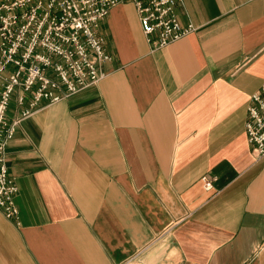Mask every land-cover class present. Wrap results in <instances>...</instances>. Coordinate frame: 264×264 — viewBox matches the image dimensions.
<instances>
[{"label": "crops", "instance_id": "crops-1", "mask_svg": "<svg viewBox=\"0 0 264 264\" xmlns=\"http://www.w3.org/2000/svg\"><path fill=\"white\" fill-rule=\"evenodd\" d=\"M175 10L196 29L153 48L119 2L98 28L103 77L21 121L7 146L19 213L0 206V264H264V157L246 133L264 0ZM19 92L10 121L29 107Z\"/></svg>", "mask_w": 264, "mask_h": 264}, {"label": "built area", "instance_id": "built-area-1", "mask_svg": "<svg viewBox=\"0 0 264 264\" xmlns=\"http://www.w3.org/2000/svg\"><path fill=\"white\" fill-rule=\"evenodd\" d=\"M122 1L132 2L153 48H161L193 32L176 14L182 0H0V206L8 218L18 217L19 188L9 174L7 146L22 120L43 100L70 97L103 77L112 59L98 33L100 22ZM49 72H52L49 74ZM29 107L11 121L14 93ZM246 133L256 158L264 157V83L248 103ZM215 177H202L207 190Z\"/></svg>", "mask_w": 264, "mask_h": 264}]
</instances>
